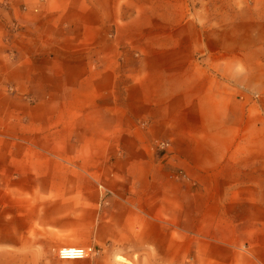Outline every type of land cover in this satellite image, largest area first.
I'll use <instances>...</instances> for the list:
<instances>
[{
  "label": "crops",
  "instance_id": "crops-1",
  "mask_svg": "<svg viewBox=\"0 0 264 264\" xmlns=\"http://www.w3.org/2000/svg\"><path fill=\"white\" fill-rule=\"evenodd\" d=\"M146 1L42 0L5 27L0 255L14 264L72 244L264 264V97L234 93L264 79V61L237 71L219 3Z\"/></svg>",
  "mask_w": 264,
  "mask_h": 264
},
{
  "label": "rangeland",
  "instance_id": "rangeland-1",
  "mask_svg": "<svg viewBox=\"0 0 264 264\" xmlns=\"http://www.w3.org/2000/svg\"><path fill=\"white\" fill-rule=\"evenodd\" d=\"M41 1L42 0H0V46L4 42L5 33L3 32L5 27L14 23L19 17L18 15L20 12L36 13L37 7H39ZM145 2L147 1L142 0V3ZM214 2L219 3L221 7L227 9L225 10L226 13L222 14L220 17L222 27L228 24H234L237 26V40L240 41L238 42L236 49V55L238 57L237 71H244V64L241 62V59H243V61L244 59H250L255 70L256 67L261 66L260 62L264 61V40L256 42L255 39L251 40L248 36L245 37L244 29L247 28V25H250L251 22L264 25V0H203L202 3L207 7ZM125 18H127V16ZM207 18L208 16L206 15V12H204L202 19L206 20ZM146 23H148V16L142 15L139 18V22L135 24V28H140ZM222 27L220 29H225ZM257 34L260 37V34ZM4 51V48L3 50H0V56H4ZM7 90L11 91V88L8 87ZM234 93L238 98L240 95L246 97L248 101H255L256 99L260 100L262 94L264 97V79H255L251 81V85L247 87L238 84ZM253 114H260L256 107L253 110ZM156 149L158 148L156 147ZM158 150L163 151L160 149ZM0 252H4V250L0 249ZM118 256L123 257L124 260H121ZM191 256L192 255H190L188 263L195 264ZM38 258L40 264H149L148 259L142 257L141 260H139L136 254L129 257L121 255L119 252L108 253L106 250L97 252L92 257L78 260L59 259L55 256L54 250H51L50 255ZM0 264H14V257L11 255H0Z\"/></svg>",
  "mask_w": 264,
  "mask_h": 264
},
{
  "label": "built area",
  "instance_id": "built-area-1",
  "mask_svg": "<svg viewBox=\"0 0 264 264\" xmlns=\"http://www.w3.org/2000/svg\"><path fill=\"white\" fill-rule=\"evenodd\" d=\"M156 147L165 150L167 144L163 141L156 143ZM55 256L62 260H78L94 256L98 249L92 245H61L54 249Z\"/></svg>",
  "mask_w": 264,
  "mask_h": 264
}]
</instances>
